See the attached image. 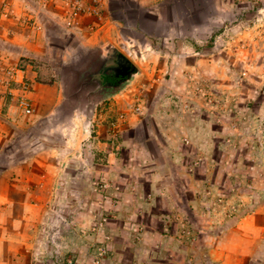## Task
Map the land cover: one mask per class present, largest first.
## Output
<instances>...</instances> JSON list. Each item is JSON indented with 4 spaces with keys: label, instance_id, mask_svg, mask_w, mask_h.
Masks as SVG:
<instances>
[{
    "label": "rangeland",
    "instance_id": "1",
    "mask_svg": "<svg viewBox=\"0 0 264 264\" xmlns=\"http://www.w3.org/2000/svg\"><path fill=\"white\" fill-rule=\"evenodd\" d=\"M4 178L0 264H264V0H0Z\"/></svg>",
    "mask_w": 264,
    "mask_h": 264
},
{
    "label": "flooded vegetation",
    "instance_id": "2",
    "mask_svg": "<svg viewBox=\"0 0 264 264\" xmlns=\"http://www.w3.org/2000/svg\"><path fill=\"white\" fill-rule=\"evenodd\" d=\"M133 72H136V66L132 61L124 62L115 52L106 48L92 58L89 69L81 77L80 84L87 88L88 92H110L124 84Z\"/></svg>",
    "mask_w": 264,
    "mask_h": 264
},
{
    "label": "crops",
    "instance_id": "3",
    "mask_svg": "<svg viewBox=\"0 0 264 264\" xmlns=\"http://www.w3.org/2000/svg\"><path fill=\"white\" fill-rule=\"evenodd\" d=\"M141 2H150L161 4L168 2L169 0H138ZM150 12H153L150 10ZM10 178H4L5 183L1 185L0 188V245L2 246L3 239H5L7 234L4 232V229L7 231L10 226L17 229V231H21V223H15L16 219H19L21 222V218L28 217V215L24 216V210H29L30 206L44 205L42 198H36L32 200V198H22L17 197L18 190L32 189L28 185H20L17 182L9 181ZM24 216V217H23ZM24 220V219H23ZM4 228V229H3Z\"/></svg>",
    "mask_w": 264,
    "mask_h": 264
},
{
    "label": "water",
    "instance_id": "4",
    "mask_svg": "<svg viewBox=\"0 0 264 264\" xmlns=\"http://www.w3.org/2000/svg\"><path fill=\"white\" fill-rule=\"evenodd\" d=\"M104 48H109L112 52H115L120 60H122L124 62L126 61L127 63H131V60L125 54H123L120 50H118L115 47V45H113L112 43H107L104 46ZM134 74H135V72L131 73V76H133Z\"/></svg>",
    "mask_w": 264,
    "mask_h": 264
},
{
    "label": "built area",
    "instance_id": "5",
    "mask_svg": "<svg viewBox=\"0 0 264 264\" xmlns=\"http://www.w3.org/2000/svg\"><path fill=\"white\" fill-rule=\"evenodd\" d=\"M65 2H69V1H71V0H64ZM80 0H78V2H79ZM94 10L98 13L99 12V10H97V8H94ZM21 104L25 107V110H27V111H30V108H29V106H28V103H27V101H25V100H21Z\"/></svg>",
    "mask_w": 264,
    "mask_h": 264
}]
</instances>
